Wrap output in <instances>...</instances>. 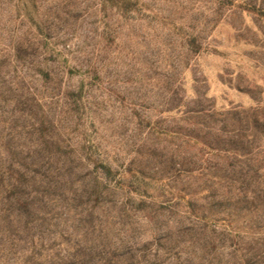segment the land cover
I'll list each match as a JSON object with an SVG mask.
<instances>
[{
	"label": "rangeland",
	"instance_id": "1",
	"mask_svg": "<svg viewBox=\"0 0 264 264\" xmlns=\"http://www.w3.org/2000/svg\"><path fill=\"white\" fill-rule=\"evenodd\" d=\"M0 264H264V0H0Z\"/></svg>",
	"mask_w": 264,
	"mask_h": 264
},
{
	"label": "trees",
	"instance_id": "2",
	"mask_svg": "<svg viewBox=\"0 0 264 264\" xmlns=\"http://www.w3.org/2000/svg\"><path fill=\"white\" fill-rule=\"evenodd\" d=\"M187 116V121H189V125H191L192 127H197L200 126L201 124L205 123V115H203V111H188L186 113ZM211 116V115H210ZM213 116L219 118V122H222L223 125H221V128H219V131H224L223 133H226V137H223V135H217L215 139V141L213 143H208L204 140V138L199 137L198 134H194L193 132H189L187 134H184V137L186 138V140H188V142H192L194 145L197 146H201L203 149H208L211 152H218L219 154H223V155H228L230 156L229 160H231V153L232 155L238 157V158H242L244 157L247 152V143H246V139H249L250 137L256 139L255 135L251 134V129L250 126H254L253 129L257 128L256 122L253 119V116H246L244 118V122L242 120H240V118L237 117V114L234 113L233 111H231V109H229L228 111L225 112H218V113H214ZM212 116V117H213ZM209 117V116H208ZM231 120H233L234 124H235V128H233L232 131V135L233 137H231ZM230 123V129L225 131L226 129V125H224V123ZM244 123V124H243ZM254 134V133H253ZM102 168H104L105 170H109V168L105 165V164H101ZM6 171H8L9 177L12 178V175H16L19 179H23L25 177V173L19 171H13L9 168H6ZM10 171V172H9ZM217 184L219 186H223V187H230L231 186V178L228 176H223L221 178L218 179ZM9 191L14 190L15 185L8 184L7 186ZM204 190L201 191V193ZM207 191V190H206ZM209 191V190H208ZM201 193H185L183 190L178 191V198L184 202H186V204L188 206H194L197 203V200L199 198H202ZM224 203H218L216 205H214V207L216 206L217 208L220 207L222 208V211H228V204H224ZM211 209L209 210L210 212H212L213 216L215 217H220V209H218V211L213 210V206H210ZM210 216V214H209ZM212 217V216H211Z\"/></svg>",
	"mask_w": 264,
	"mask_h": 264
}]
</instances>
